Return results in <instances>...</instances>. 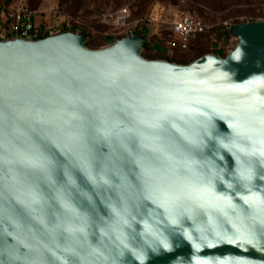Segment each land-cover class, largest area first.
<instances>
[{"label":"water","instance_id":"water-1","mask_svg":"<svg viewBox=\"0 0 264 264\" xmlns=\"http://www.w3.org/2000/svg\"><path fill=\"white\" fill-rule=\"evenodd\" d=\"M231 33L188 63L0 38V264H264V20Z\"/></svg>","mask_w":264,"mask_h":264},{"label":"rangeland","instance_id":"rangeland-1","mask_svg":"<svg viewBox=\"0 0 264 264\" xmlns=\"http://www.w3.org/2000/svg\"><path fill=\"white\" fill-rule=\"evenodd\" d=\"M27 2L41 12L42 24L44 28L52 31L51 33L59 32L64 26L76 25L78 28L87 29L96 41L91 43L95 48L108 45L102 44L108 34L118 39L125 36V33L119 32L123 30L122 26L117 28L104 22L100 17L101 12L116 11L123 7L128 8L129 23L139 26L146 22L160 37H164L165 32H170L172 21L181 14L200 16L218 24L235 21L241 16L248 20H264V0H83L77 13L72 12L73 0H27ZM218 30L219 28L210 32L204 40L193 43L189 51L171 50L168 58L190 62L197 57L200 48L207 49L213 40L220 38L217 36ZM236 41H233L231 49ZM162 42L165 46V42L163 40ZM159 47L157 45L152 49L160 51ZM231 49L225 51L229 52ZM142 52L147 54L144 48Z\"/></svg>","mask_w":264,"mask_h":264},{"label":"built area","instance_id":"built-area-1","mask_svg":"<svg viewBox=\"0 0 264 264\" xmlns=\"http://www.w3.org/2000/svg\"><path fill=\"white\" fill-rule=\"evenodd\" d=\"M11 6L7 12V17L9 19V31L12 37H23V38H34L39 32V29L44 27L37 25L36 17L41 14L38 9H33L29 6L27 0H10ZM100 17L104 22L112 24L117 28L123 27L120 33H125V35L136 32L140 27L143 29L149 28V24H141L136 26L127 21L128 8L123 7L116 11H105L100 13ZM238 21H250L244 17H238ZM234 24L233 20L224 22L222 24L205 21L202 18L192 16L190 14L178 15L171 23L170 32L165 37V44L167 50L170 52L174 49H179L181 51H189L193 41L203 33H209L214 31L215 27L219 30L216 31L220 34L219 40L221 44L219 48H226L231 46L233 41H236L235 36H230L228 42H226V37L231 32V27Z\"/></svg>","mask_w":264,"mask_h":264},{"label":"trees","instance_id":"trees-1","mask_svg":"<svg viewBox=\"0 0 264 264\" xmlns=\"http://www.w3.org/2000/svg\"><path fill=\"white\" fill-rule=\"evenodd\" d=\"M10 1V0H9ZM83 0H73V5L74 8L72 10L73 13H77L78 10L80 9V6L82 4ZM29 6L33 9H36L34 6L30 5ZM199 18H202L200 16H197ZM203 20L207 21L206 18H202ZM240 22L238 20H235L234 23ZM149 30H147L145 27L143 29H137V31L141 32L144 34V43H143V48L144 50H146L147 54L143 53V55L147 58H159V59H167V60H171L170 58H168V55H164L167 57H164L163 55L161 57H158L156 54H153V56L151 57L150 55L153 53V49L154 46L160 45L162 42V40H165V37H160L155 31H152L150 28H148ZM215 30L218 29V27L214 28ZM67 30H72V31H77V32H81L85 35V44L90 47V48H95V46H92L91 43H94L96 41L93 40L91 34L87 31V29L84 28H78V26L73 25V26H64L60 31H67ZM51 33L49 32H38L36 34V36L34 38H42L45 37L47 35H49ZM209 33H203L200 34L194 41L193 43L197 42V41H201L204 40L207 36H209ZM228 36L226 37V42H228L229 37L230 36H234L231 32L229 34H227ZM217 36L219 37L220 34L218 33ZM12 37L10 32L1 34L0 33V38H10ZM118 37H114L113 35L108 34L105 38H104V43L102 44H111L112 42H114L115 40H117ZM165 42V41H164ZM193 43L191 44V47L193 45ZM221 44V40L217 39V40H213L211 42V45L208 46L207 49L205 48H200V50L198 51L197 57L206 54V53H216V54H220L222 56H225L228 52L225 51L226 49H231V46L224 48H219V45ZM194 47V46H193ZM197 47V46H196ZM234 47V45H233ZM232 47V48H233ZM196 57V58H197ZM195 59V58H194ZM174 61V60H171ZM192 61V60H191ZM175 62H179V63H188L185 61H175Z\"/></svg>","mask_w":264,"mask_h":264},{"label":"crops","instance_id":"crops-1","mask_svg":"<svg viewBox=\"0 0 264 264\" xmlns=\"http://www.w3.org/2000/svg\"><path fill=\"white\" fill-rule=\"evenodd\" d=\"M11 6V1L9 0H0V33L4 34L7 33L9 30V19L7 17V12ZM48 16H46L45 19H47ZM36 23L37 25L41 26L42 25V17L39 15L36 17ZM149 30V29H147ZM39 32H49L51 33L52 31L47 30V28H40ZM168 33L165 32L164 37L167 36ZM165 41V40H164ZM160 51H153L154 54H156L158 57H161L162 55H169V51L166 48V45L163 46L162 43L159 45Z\"/></svg>","mask_w":264,"mask_h":264},{"label":"snow or ice","instance_id":"snow-or-ice-1","mask_svg":"<svg viewBox=\"0 0 264 264\" xmlns=\"http://www.w3.org/2000/svg\"><path fill=\"white\" fill-rule=\"evenodd\" d=\"M264 155V153H261ZM175 185L177 186L178 193H176L177 199L180 195H183L189 199H202L206 194V189L199 187L195 182L190 179L180 178L176 180ZM246 199H251L246 198Z\"/></svg>","mask_w":264,"mask_h":264}]
</instances>
